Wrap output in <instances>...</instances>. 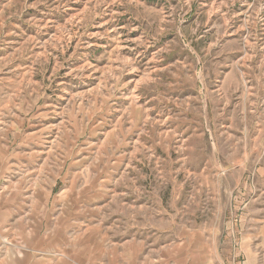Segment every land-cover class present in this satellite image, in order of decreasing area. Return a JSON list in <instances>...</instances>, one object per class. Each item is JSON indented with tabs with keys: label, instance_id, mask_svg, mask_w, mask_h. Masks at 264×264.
<instances>
[{
	"label": "rangeland",
	"instance_id": "obj_1",
	"mask_svg": "<svg viewBox=\"0 0 264 264\" xmlns=\"http://www.w3.org/2000/svg\"><path fill=\"white\" fill-rule=\"evenodd\" d=\"M0 172L147 254L260 248L264 0H0Z\"/></svg>",
	"mask_w": 264,
	"mask_h": 264
},
{
	"label": "crops",
	"instance_id": "obj_2",
	"mask_svg": "<svg viewBox=\"0 0 264 264\" xmlns=\"http://www.w3.org/2000/svg\"><path fill=\"white\" fill-rule=\"evenodd\" d=\"M8 176L10 182L3 183ZM17 177L18 172H0V264H213L220 256L215 242L212 247L208 244L211 235L203 233L194 234L201 240L196 245H187L185 250L160 248L155 255L154 250L147 254L145 245L134 238L115 243L99 224L83 221L80 208L67 211L71 203L65 200V190L41 203L35 192L45 190L18 185ZM35 201L40 207L36 208ZM261 231L260 248L250 245L252 237H242V253L234 248L230 264H235L236 257H242L243 264H264V222ZM231 240L236 246L234 234ZM17 250L22 251L20 257Z\"/></svg>",
	"mask_w": 264,
	"mask_h": 264
}]
</instances>
